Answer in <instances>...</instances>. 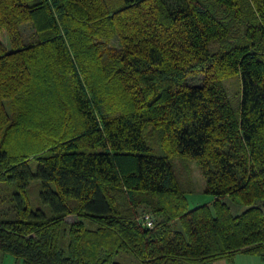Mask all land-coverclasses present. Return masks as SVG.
Returning a JSON list of instances; mask_svg holds the SVG:
<instances>
[{"label": "trees", "instance_id": "trees-1", "mask_svg": "<svg viewBox=\"0 0 264 264\" xmlns=\"http://www.w3.org/2000/svg\"><path fill=\"white\" fill-rule=\"evenodd\" d=\"M0 252L264 260V0H0Z\"/></svg>", "mask_w": 264, "mask_h": 264}, {"label": "rangeland", "instance_id": "rangeland-1", "mask_svg": "<svg viewBox=\"0 0 264 264\" xmlns=\"http://www.w3.org/2000/svg\"><path fill=\"white\" fill-rule=\"evenodd\" d=\"M22 38L25 42H30L35 39L34 30L29 24H23L21 26ZM5 44L7 43L6 35H3ZM197 82V79H195ZM175 166L182 181V184L189 191L186 192L188 199V206L192 207L196 204H202L205 202H211L212 195L204 192L205 178L200 171L198 164L195 160L175 159ZM230 205V204H229ZM231 210H241L243 205L231 203ZM241 206V207H240ZM0 254H2L0 252ZM9 257H13L11 254H2ZM15 258V257H13ZM114 260L123 262L126 264H139L138 259L130 252H118L114 255ZM228 261V260H227ZM229 264H264V260H261L257 255L237 253L233 259L228 261Z\"/></svg>", "mask_w": 264, "mask_h": 264}, {"label": "crops", "instance_id": "crops-1", "mask_svg": "<svg viewBox=\"0 0 264 264\" xmlns=\"http://www.w3.org/2000/svg\"><path fill=\"white\" fill-rule=\"evenodd\" d=\"M2 253V252H1ZM7 254V253H2ZM0 254V264H21L20 260L9 257L7 255ZM235 256V255H234ZM183 264H229V262L225 259H218L210 262H203V263H190V262H183Z\"/></svg>", "mask_w": 264, "mask_h": 264}, {"label": "built area", "instance_id": "built-area-1", "mask_svg": "<svg viewBox=\"0 0 264 264\" xmlns=\"http://www.w3.org/2000/svg\"><path fill=\"white\" fill-rule=\"evenodd\" d=\"M141 222L147 227H152L153 226L152 215L150 213H144L141 217Z\"/></svg>", "mask_w": 264, "mask_h": 264}]
</instances>
